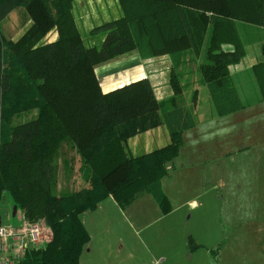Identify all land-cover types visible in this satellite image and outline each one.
Masks as SVG:
<instances>
[{
  "label": "trees",
  "instance_id": "trees-1",
  "mask_svg": "<svg viewBox=\"0 0 264 264\" xmlns=\"http://www.w3.org/2000/svg\"><path fill=\"white\" fill-rule=\"evenodd\" d=\"M117 1L122 16L93 27L90 33L104 38L87 47L72 0H0V22L20 6L30 21L16 41L0 30V200L8 193L25 218L51 230L45 247L26 252L23 264H78L90 238L80 215L109 196L126 207L150 192L162 213L171 210L159 183L183 131L194 125L183 102L186 66L195 64L217 116L264 100V61L242 75L250 80L248 90L240 75L228 71L247 42L262 41L264 55V0ZM51 30L56 40L41 42ZM225 44L233 49L224 50ZM131 51L143 59L169 56V98L158 101L147 78L102 92L94 66ZM28 110L35 115L14 123ZM161 124L170 137L166 146L137 156L128 152L129 138ZM63 147L78 156L81 185L75 191L56 187L58 161L71 169Z\"/></svg>",
  "mask_w": 264,
  "mask_h": 264
},
{
  "label": "crops",
  "instance_id": "crops-1",
  "mask_svg": "<svg viewBox=\"0 0 264 264\" xmlns=\"http://www.w3.org/2000/svg\"><path fill=\"white\" fill-rule=\"evenodd\" d=\"M72 14L77 28L90 33L93 27L120 18L122 11L117 0H72ZM56 38L57 32L51 30L41 42ZM103 38L99 34L98 42ZM261 44L247 42L244 56L228 66L230 75L243 78L244 89L250 87L244 72L264 61ZM223 48L233 49L230 44ZM170 67L167 54L143 59L131 51L97 64L94 73L103 93L147 78L161 101L173 93ZM199 78L195 64L185 67L183 80L190 93L196 90L194 105L189 98L183 100L194 125L183 131L178 154L159 183L171 210L162 213L158 197L150 192L126 207L111 196L103 199L80 215L90 238L78 264H264V100L217 116ZM169 142L168 129L161 124L129 138L127 150L137 156ZM65 151H72L77 163L75 152ZM56 187L62 191L58 182ZM4 194L0 223L16 226L24 215L10 198L3 204ZM191 241L198 247L192 248Z\"/></svg>",
  "mask_w": 264,
  "mask_h": 264
},
{
  "label": "rangeland",
  "instance_id": "rangeland-1",
  "mask_svg": "<svg viewBox=\"0 0 264 264\" xmlns=\"http://www.w3.org/2000/svg\"><path fill=\"white\" fill-rule=\"evenodd\" d=\"M30 25V21L28 19V16L25 12V10L23 9V7H17L14 10H12L1 22H0V30L2 32V34L4 35V37L6 39H10L12 41H16L18 39V37L23 33V31L26 29V27ZM28 28V27H27ZM80 34H81V38H82V42L85 46H100V42H98V36L99 34H92L89 32H86L84 29H82L81 27H78ZM183 84H186V86L184 87V94H183V100L184 99H191L192 97V92L190 93L189 91V87H187V81L183 80L182 81ZM248 87V86H247ZM247 90L249 89L246 88ZM203 90L202 92H200V95L203 96ZM206 106L210 105L209 101H206L204 103ZM35 115V111L31 110V111H25V112H21L18 115H16V117H14V123H17L19 121H23L26 120L28 118H31L32 116ZM201 116V109L200 112L198 113V115L196 114V118H199ZM62 153V158L64 159L65 157L70 159L71 162V169L68 171L65 166L63 167L61 161H58V168H57V182H58V187L61 190H77L79 188V186L81 185V182L79 180V178L76 177V168H77V163L74 160V153L72 151H65V148L63 147L61 150ZM9 200V194L5 192L4 196H3V204L6 201V199ZM40 224H42V221H39ZM44 225V224H42ZM46 238H44V240H42V248L45 247V245L47 244V242L49 241L50 237H51V230H46ZM41 248V249H42Z\"/></svg>",
  "mask_w": 264,
  "mask_h": 264
},
{
  "label": "built area",
  "instance_id": "built-area-1",
  "mask_svg": "<svg viewBox=\"0 0 264 264\" xmlns=\"http://www.w3.org/2000/svg\"><path fill=\"white\" fill-rule=\"evenodd\" d=\"M46 230L25 217L16 226L0 223V264H23L26 252L42 248Z\"/></svg>",
  "mask_w": 264,
  "mask_h": 264
}]
</instances>
